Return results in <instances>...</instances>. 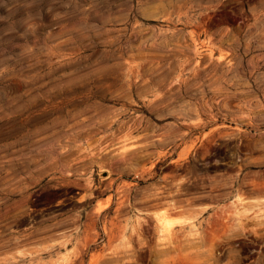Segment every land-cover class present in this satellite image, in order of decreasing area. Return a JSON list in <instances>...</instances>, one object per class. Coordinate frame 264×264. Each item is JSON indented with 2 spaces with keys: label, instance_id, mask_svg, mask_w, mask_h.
I'll use <instances>...</instances> for the list:
<instances>
[{
  "label": "rangeland",
  "instance_id": "obj_1",
  "mask_svg": "<svg viewBox=\"0 0 264 264\" xmlns=\"http://www.w3.org/2000/svg\"><path fill=\"white\" fill-rule=\"evenodd\" d=\"M0 264H264V0H0Z\"/></svg>",
  "mask_w": 264,
  "mask_h": 264
}]
</instances>
